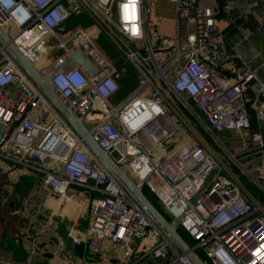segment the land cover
<instances>
[{"label": "built area", "instance_id": "obj_1", "mask_svg": "<svg viewBox=\"0 0 264 264\" xmlns=\"http://www.w3.org/2000/svg\"><path fill=\"white\" fill-rule=\"evenodd\" d=\"M168 1L174 11L168 35L152 30L146 0H0V28L42 73L75 50L91 60L96 73L73 63L54 75L55 89L84 114L101 148L118 163L129 160V174L143 181L170 220H178L207 264H264V150L237 157L264 145L249 112L264 124V80L239 42L232 74L219 64L217 9L198 0ZM237 4L227 0L223 11ZM151 34L158 37L156 50ZM50 37L58 51L52 59L46 57ZM98 39L108 40L137 75L122 100L118 79L125 69H117ZM42 58L46 66L40 67ZM40 108L50 112L45 121L32 118ZM224 131L233 133L234 147L223 144ZM1 161L37 170L63 203L76 200L72 186L99 192L87 198L90 256L104 251L118 258L115 264H190L0 43ZM141 242L146 245L139 250ZM0 264L30 263L0 258Z\"/></svg>", "mask_w": 264, "mask_h": 264}, {"label": "crops", "instance_id": "obj_2", "mask_svg": "<svg viewBox=\"0 0 264 264\" xmlns=\"http://www.w3.org/2000/svg\"><path fill=\"white\" fill-rule=\"evenodd\" d=\"M226 1L198 0V3L212 6L218 11L221 8L216 20L222 46L218 62L227 74H232L239 65L233 46L239 42V51L251 59L259 79L264 80V11L261 6L264 0H238V4L228 13L223 11L222 6ZM247 4L250 8H246ZM242 10L246 14L236 18ZM173 15V6L168 0H154L152 17L156 21L152 30L163 35L172 34ZM234 18L235 21L232 22ZM45 62L41 60L38 66H46ZM49 116L50 112L46 108H40L32 114V118L37 121H45ZM255 123L257 129L264 128V124L258 126L257 120ZM262 133L264 135V131ZM223 138L233 143L230 147L237 144L231 131H224ZM206 139L210 145L213 144L208 137ZM71 188L76 192V200L63 203L43 183L37 170L19 163L1 161L0 258L16 263L27 261L30 264L118 262V258L110 257L109 252L102 251L90 256L88 251L91 215L87 208V198L99 192L92 188ZM140 245L139 250L146 242H141ZM140 264L152 262L143 260Z\"/></svg>", "mask_w": 264, "mask_h": 264}, {"label": "water", "instance_id": "obj_3", "mask_svg": "<svg viewBox=\"0 0 264 264\" xmlns=\"http://www.w3.org/2000/svg\"><path fill=\"white\" fill-rule=\"evenodd\" d=\"M263 6V3L261 4ZM0 43L5 45V49L14 59L17 65L33 81L37 89L47 98L57 112L72 126L74 131L83 138L84 142L98 161L121 185L128 196L143 210L160 232L170 241L171 245L182 253L190 264H207L196 250L194 245H189L179 233L178 220H168L147 197L143 191V181L135 180L127 171L126 166L129 160L124 163L116 162L106 150L101 148L84 123V114H77L76 110L69 106L55 89L52 79L54 75L67 66L78 63L82 65L90 74L96 73L97 69L91 60L80 50L73 51L62 64L54 66L46 73H42L33 65L28 58L11 42L8 38V30L0 28ZM264 150V145L251 149L237 155L238 158L247 157ZM94 163V161H92ZM216 166L206 177L202 187L210 180L214 174ZM195 199V196L192 200Z\"/></svg>", "mask_w": 264, "mask_h": 264}, {"label": "rangeland", "instance_id": "obj_4", "mask_svg": "<svg viewBox=\"0 0 264 264\" xmlns=\"http://www.w3.org/2000/svg\"><path fill=\"white\" fill-rule=\"evenodd\" d=\"M153 5H154V0H146V10H147V13H148V17H149V20L148 21H149V24L150 25L151 24H154V22L156 21L155 18L152 17ZM150 38H151L152 44L155 45L154 48L156 50L157 49V46H158V37L157 36H153L151 34L150 35ZM54 43H55L54 39L52 37H50L48 39V44H47L49 53L46 56L49 59H52L56 54H58V51H55L52 48L53 45H54ZM97 43L100 46V48L102 49V51L109 58H111L112 60H114V63H115V65H116V67H117L118 70L121 71L124 68L127 71V73H131L132 74V71L134 72L133 67L128 62H126V60L122 56H120L118 54V52L116 51V49L115 48H111V45L108 42V40H106V39H98L97 40ZM42 60H45V58H42ZM134 86H135V80L132 81V84L126 85L124 88H121L120 91H119V93H118L117 99L118 100L124 99L127 96L128 92H130ZM87 125H88V123H87ZM180 133L181 134L184 133V129L183 128H181ZM178 137H179V134H178ZM223 144L227 148H229L231 144L233 145V143L228 142V140H223ZM216 148H217L216 150L218 151V154L223 158V155L220 152V150L218 149V147H216ZM254 156H256V155H254ZM249 157H251V156L242 157L241 160L248 159Z\"/></svg>", "mask_w": 264, "mask_h": 264}, {"label": "trees", "instance_id": "obj_5", "mask_svg": "<svg viewBox=\"0 0 264 264\" xmlns=\"http://www.w3.org/2000/svg\"><path fill=\"white\" fill-rule=\"evenodd\" d=\"M224 4H225V2H224ZM222 6H223V4H222ZM219 11H221V8H220ZM219 11H218V13H219ZM134 80H135V84H136L137 75H136L135 71L134 72L132 71V74H131V73H127V71L125 70V72L118 79L120 89L121 88H124L126 85L132 84V81H134ZM120 89H119V91H120ZM119 91H118V93H119ZM118 93H117V96H118ZM249 112H250V116H251V122H252L253 130H256L257 129V127H255L256 123L254 124V122H256L255 115H254V111L250 109ZM252 112H253V114H252ZM263 129L264 128H262V131H264ZM203 134L206 136V138L208 137V135H206L204 132H203ZM143 191L147 195V197L154 203V205L159 209V211L168 220H170V217L168 216V214L164 211V209L161 206V204L159 203V201L155 198V196L153 195V193L149 190V188L146 185L143 186ZM178 231L181 234V236L187 241V243L189 245H194L195 244V242L192 239V237L185 230H183L182 228H179ZM197 252L199 253V255L203 259L209 261L208 258L206 257V255L203 253V251H202L201 248H197Z\"/></svg>", "mask_w": 264, "mask_h": 264}, {"label": "clouds", "instance_id": "obj_6", "mask_svg": "<svg viewBox=\"0 0 264 264\" xmlns=\"http://www.w3.org/2000/svg\"><path fill=\"white\" fill-rule=\"evenodd\" d=\"M57 83H59V81H57ZM61 87H63V85H61Z\"/></svg>", "mask_w": 264, "mask_h": 264}]
</instances>
